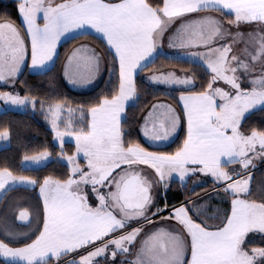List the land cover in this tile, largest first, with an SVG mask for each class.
<instances>
[{
	"label": "snow or ice",
	"instance_id": "1",
	"mask_svg": "<svg viewBox=\"0 0 264 264\" xmlns=\"http://www.w3.org/2000/svg\"><path fill=\"white\" fill-rule=\"evenodd\" d=\"M16 7L21 24L0 18V81L12 88L0 91V100L39 106L60 147L55 159L68 171L41 180L0 167V257L6 264H99L109 255L108 264L133 255L134 264H264V188L252 198L249 171L256 158L264 160V115L258 125L248 124L254 111H264V0H19ZM241 24L259 32L233 31ZM90 30L101 34L110 57L81 43L67 54L64 75L85 84L107 63L116 74L110 94L90 106L30 94L18 80L29 52L32 68L54 66L62 38ZM165 35L174 47L197 49L180 58H198L205 78L199 91L180 92L179 108L163 101L147 106L137 129L151 141L145 146L126 138L122 116L138 96L135 77L154 63ZM147 81L196 87L195 73L184 70L153 69ZM185 121L186 136L175 151L152 150L164 147ZM9 136V128L0 130V139ZM65 137L74 138L71 153ZM52 160L48 147L23 157L35 165ZM197 174L210 175L231 197L220 223L201 221L199 196L167 202L174 178L185 182ZM17 185L38 188L42 206L26 195L4 199ZM33 221L35 229L17 227ZM69 253L73 258L63 260Z\"/></svg>",
	"mask_w": 264,
	"mask_h": 264
},
{
	"label": "trees",
	"instance_id": "2",
	"mask_svg": "<svg viewBox=\"0 0 264 264\" xmlns=\"http://www.w3.org/2000/svg\"><path fill=\"white\" fill-rule=\"evenodd\" d=\"M17 4L18 0H0V18L7 15L15 23L21 24L16 7ZM231 17L232 15H227V19ZM81 42H87L95 46L105 55L106 59L110 57L105 43L100 38L92 34L77 35L63 41L59 45L54 66L39 73H30L25 69L18 77V80L26 82L31 87L32 92L30 94L32 95L48 98V94H52V99H67L73 105L90 106L91 103L96 101L98 96L110 94L109 80L115 81L116 74L110 71V65L107 63H105V74L103 78L89 91L82 93L73 92L63 82L61 71L66 56ZM164 68H179L187 71L189 74L195 73L196 87L185 90H169L162 87H155L143 79L142 71H140L135 78L138 96L126 107V116L122 118V123L125 129H127L126 138L139 140L141 143H144L137 129H139V121L145 113L147 106L154 101L165 100L179 108V103L176 99L179 93L188 90L199 91L200 82L205 78L202 75L205 71L203 65L163 54H158L154 63L150 64L147 69ZM23 87L24 85L20 84V88ZM262 115H264V111L259 109L254 111L249 116L248 124L258 125ZM5 127L10 129V136L8 145L0 148V167L8 164L13 167L17 175L37 176L41 180L46 175L64 177L68 171V167L66 163L55 159V156L60 152V147L54 143L53 132L48 126L45 113L40 110L39 106L36 107L35 111L27 109L22 111L11 109L2 111L0 113V130H3ZM185 136L186 129L184 122L176 138L170 144L162 148H153V150L175 151L182 144ZM44 147H48L53 152L52 162L35 168H25L22 166V159L25 154L32 155ZM63 147L69 153L74 151V145L70 142H65ZM230 165H227V167H230ZM262 172H264V167L251 172L252 180L250 182V188L253 192L252 198H255L261 188H264ZM216 185V182L212 180H206L200 183L192 180V178L185 183L173 180L170 183V189L166 193L167 202L170 205H174L184 201L185 198L199 196L201 199L197 200L196 203L202 206L199 209L201 221L207 220L208 223L212 224L220 223L225 214V210H230L231 197H225L222 186ZM215 188H219V194L214 191ZM159 197L160 204L163 205L165 202V193L160 194ZM209 216H218L219 218L208 219ZM0 264H6V261L0 258Z\"/></svg>",
	"mask_w": 264,
	"mask_h": 264
},
{
	"label": "crops",
	"instance_id": "3",
	"mask_svg": "<svg viewBox=\"0 0 264 264\" xmlns=\"http://www.w3.org/2000/svg\"><path fill=\"white\" fill-rule=\"evenodd\" d=\"M18 2H19V0H18ZM205 11H208V10H205ZM212 11H214V10H212ZM19 17H20V21H21V16H20V14H19ZM234 17V14H232V17L231 18H233ZM230 18V19H231ZM22 22V21H21ZM41 24L43 23V20L41 19L40 21H39ZM179 25H180V22L178 21L177 22V27H179ZM86 34H92V35H95V36H97L98 38H100L103 42H104V39H103V37L101 36V34H99V33H96L95 32V30H90L88 33H86ZM77 36V35H76ZM67 39H69V38H67ZM67 39H65V38H62V40H61V42H60V44L63 42V41H65V40H67ZM81 43H87V42H81ZM81 43H79V44H81ZM105 43V42H104ZM59 44V45H60ZM79 44H77V45H79ZM88 45H90L91 47H93V48H95L96 50H97V52H99V53H101L95 46H93V45H91L90 43H87ZM59 45H58V48H59ZM76 45V46H77ZM75 46V47H76ZM197 49H195V48H193V49H188V50H186V49H184V48H180V47H174V46H172V44L170 43V40H169V36L168 35H165V37L162 39V41L160 42V45H159V47H158V49H157V51H158V53L159 54H163V55H166V56H169V57H174V58H179V59H183V60H187V61H190V62H195V63H199V64H201V62H200V60L198 59V58H191V57H189V58H180V57H182L184 54H185V52L186 51H189V52H194V51H196ZM201 51L203 50V49H200ZM180 54L179 56L177 55V54ZM57 57V56H56ZM56 57H55V59H56ZM156 58V57H155ZM54 62H55V60H54ZM65 64H66V59H65V61H64V63H63V66H62V79H63V82L65 83V85L71 90V91H73V92H77V93H82V92H86V91H89V90H91L92 88H94L100 81H101V79L103 78V76H104V74H105V63L103 64V66H102V70H101V72L96 76V78L94 79V80H91V81H89L88 83H85V84H74L72 81H71V79L69 78V77H66L65 75H64V66H65ZM202 65V64H201ZM53 65L52 64H49V65H47V66H45L44 68H39V69H34V68H32L31 67V57H30V52H29V55L26 57V63H25V65L24 66H22V69H21V73L25 70V69H27L28 70V72H30V73H39V72H43V71H45V70H48V69H50L51 67H52ZM165 69V68H164ZM164 69H158V70H160V71H163ZM167 69H169V70H183V69H179V68H167ZM153 71V69H146V70H144V71H142V77H143V79L148 83V84H150V85H152V86H155V87H162V88H166V89H169V90H185L186 88H180V87H178V86H176V87H170V86H167V85H164V84H154V83H149L148 81H147V76H148V73H150V72H152ZM185 71V70H184ZM20 73V74H21ZM20 74H19V76H20ZM139 74V73H138ZM137 74V75H138ZM177 74H179V75H182L183 74V72H180V71H178L177 72ZM18 76V77H19ZM136 78V77H135ZM10 90H12V88H11V86L10 85H7L5 82H3V81H0V91H10ZM17 90H20V88H18ZM21 94H23V93H21ZM180 94V93H179ZM179 96V95H178ZM135 99V98H134ZM134 99L133 100H131L127 105H126V107L130 104V103H132L133 101H134ZM159 101H163V102H167V101H165V100H159ZM167 103H169V102H167ZM178 103H179V106H180V102L178 101ZM8 109H11V110H20V111H22V110H30V111H35V109H33L30 105L29 106H19V105H10V104H6L4 101H2V100H0V113L2 112V111H4V110H8ZM146 113H144L143 114V116L145 115ZM142 116V117H143ZM142 117H141V119H140V121H139V128L141 127V125H142V123H143V120H142ZM122 118H123V116H122ZM46 121H47V123H48V126H49V120L46 118ZM50 128V127H49ZM185 129H187V124H186V121H185ZM140 132V131H139ZM178 132H179V130H178ZM178 132L176 133V134H174L172 137H170L169 138V140L168 141H166L165 142V146H167L168 144H170L175 138H176V136H177V134H178ZM140 135H141V138H142V140H143V142L145 143V139L143 138V136H142V133L140 132ZM69 138V141H66V142H70V143H72L73 145H74V150H75V144H74V138H72V137H68ZM3 140L6 142V140H8L9 141V137L8 138H3ZM53 140H54V133H53ZM3 141V142H4ZM2 142V141H1ZM55 143V142H54ZM151 143V141H148L147 143H145V145H147L148 146V144H150ZM3 144H6V143H3ZM8 144V143H7ZM56 145H57V143H55ZM2 146H4V145H2ZM1 146V147H2ZM6 146V145H5ZM164 146V147H165ZM0 147V148H1ZM153 150V149H152ZM159 151V150H158ZM80 163H85V161L83 160V159H81L80 160ZM22 166L23 167H25V168H35V167H39V166H41V165H35V164H33V163H30V162H28V163H25L24 161H23V159H22ZM232 167H236V165H230V168H232ZM264 167V160L261 162V164H260V167L259 168H256V169H261V168H263ZM255 169V170H256ZM250 172H252L253 170L251 169V170H249ZM262 176H264V172H262ZM206 178L207 180H212V181H214V179L210 176V175H205V174H197V175H191V176H189V177H187L186 178V180H185V182H187V180H189V179H191L192 178V180H198V179H200V178ZM173 180H176V181H178V182H180V183H185V182H181L180 181V179L178 178V177H176V178H174ZM172 180V181H173ZM215 182V181H214ZM216 186H218V185H216ZM223 188V187H222ZM164 193V189L161 187L160 189H158L157 190V195L159 196L160 194H163ZM13 195H15L14 196V198L16 199V198H18V197H20L21 195H26V196H28L29 197V199H30V201H31V203L32 204H34V205H38V206H42V204H41V201H42V198H41V196L39 195V190H38V188H32V187H30V186H23V185H17V186H15V187H13L3 198L4 199H9L11 196H13ZM231 200V199H230ZM40 223H39V226L40 227H42V220H40L39 221ZM175 222L173 221L172 222V224H174ZM17 225H20V226H25V225H28L27 224V222L26 223H23V224H20V223H18ZM34 238V237H33ZM73 253H69L68 254V257L69 256H71ZM1 258H3V257H1ZM4 260H5V258H3ZM131 261L132 262V264H133V259H132V257H130L129 259H125V261L127 262V261Z\"/></svg>",
	"mask_w": 264,
	"mask_h": 264
},
{
	"label": "rangeland",
	"instance_id": "4",
	"mask_svg": "<svg viewBox=\"0 0 264 264\" xmlns=\"http://www.w3.org/2000/svg\"><path fill=\"white\" fill-rule=\"evenodd\" d=\"M254 30H256V32L258 33L259 32V29H258V27L256 26V25H248V24H241V26L239 27V29H236V28H233V31H239V32H241V33H252ZM241 47H243V45H241ZM257 75H259V72L257 71ZM221 86H223V85H221ZM245 86H249L248 84H246ZM49 127H50V122H49ZM2 141V142H1ZM3 140V138L2 139H0V147L2 146V145H8L7 143H9V141L8 140H6V142ZM54 141V140H53ZM66 141H69V138L68 137H65V142ZM55 142V141H54ZM3 143H6V144H3ZM56 143V142H55ZM4 146H2V147H4ZM263 160H261V159H259V158H256L255 159V166L254 167H252V168H250L249 170H255L256 168H259L260 167V164H261V162H262ZM207 179L206 178H200V179H198V180H195L196 182H205ZM14 196L15 195H13V196H11L8 200H11V199H15L14 198ZM24 206H28V205H24ZM40 221V220H39ZM175 222V221H174ZM40 223V222H39ZM38 226V221H33V223L31 224V225H25V226H20V225H17V227L20 229V231L21 232H25V231H27L28 230V228H32V229H35L36 227ZM133 226H135V225H133ZM172 226L173 227H176V222L174 223V224H172ZM0 238H3L2 236H0ZM127 247V246H126ZM73 256H74V254H72L71 256H65V257H63L62 259L63 260H69V259H71V258H73ZM132 257V259H133V264H134V262H135V260H136V256L135 255H133V256H131ZM1 258V257H0ZM78 258V257H77ZM129 259L130 257H128V256H122V257H120V258H118L117 259V261H116V264H120V259ZM111 260V256L109 255V256H107V257H101V258H99V264H108V262Z\"/></svg>",
	"mask_w": 264,
	"mask_h": 264
},
{
	"label": "water",
	"instance_id": "5",
	"mask_svg": "<svg viewBox=\"0 0 264 264\" xmlns=\"http://www.w3.org/2000/svg\"><path fill=\"white\" fill-rule=\"evenodd\" d=\"M263 187H264V176H263ZM23 223H26V222H22V223H20V224H23Z\"/></svg>",
	"mask_w": 264,
	"mask_h": 264
}]
</instances>
